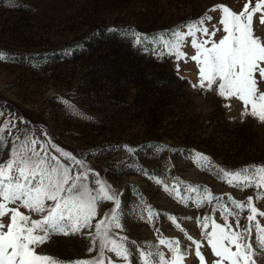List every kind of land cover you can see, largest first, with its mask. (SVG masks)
<instances>
[{
    "label": "rangeland",
    "instance_id": "rangeland-1",
    "mask_svg": "<svg viewBox=\"0 0 264 264\" xmlns=\"http://www.w3.org/2000/svg\"><path fill=\"white\" fill-rule=\"evenodd\" d=\"M245 2L18 0L17 6L10 7L6 0H0V51L15 61L0 62V105L7 104L9 110L30 119L36 127L46 128L56 143L74 154L124 144L169 146V151L162 154L149 148L138 152L136 170L117 167L123 152L104 151L87 159L115 190L123 193L122 207L136 205L139 192L161 214L156 227L163 236L179 239L182 247L191 245L185 232L201 239L196 218L206 209H198L191 202L187 206L179 203L140 174L139 166L159 174L170 160L174 166L171 174L180 180L206 185L216 195L231 193L236 199H246L253 190L233 189L171 149H194L229 169L264 163V124L250 118L242 120L239 102L232 101L229 109L224 107L229 102L223 98L193 89L191 83L198 80L194 61H181L178 75L174 59L144 52L109 29L131 26L151 35L198 18L218 4L238 11ZM218 13L219 9L209 12L213 16L209 24L216 22ZM253 24L254 30L259 27L264 31L255 17ZM78 44L79 51L63 54L64 49H75ZM185 50L189 55L194 53L190 46ZM57 96L71 99L93 119L71 115L55 99ZM110 206L106 203L105 210ZM165 214L175 216L184 232ZM123 234L137 244L158 243L155 228L136 215L127 217ZM87 247L88 241L82 236L61 235L53 236L37 251L75 260L94 255L87 252ZM161 250L167 252L164 246ZM202 251L208 260L210 249L205 246ZM185 264H199L194 251Z\"/></svg>",
    "mask_w": 264,
    "mask_h": 264
},
{
    "label": "snow or ice",
    "instance_id": "snow-or-ice-1",
    "mask_svg": "<svg viewBox=\"0 0 264 264\" xmlns=\"http://www.w3.org/2000/svg\"><path fill=\"white\" fill-rule=\"evenodd\" d=\"M6 2L10 7L18 5V0ZM217 9L216 22L209 24L213 21L209 12L216 13ZM254 17L264 25V0H246L238 11L218 4L198 18L151 35L131 26L109 31L144 52L174 59L178 75L181 61H194L198 80L189 81L193 89L223 98L229 102L224 107L229 109L232 101L239 102L242 120L250 118L264 124V31L259 27L254 30ZM188 46L194 49L191 55L185 50ZM80 48L78 44L75 49H64L63 54L71 55ZM0 62L15 61L0 51ZM55 99L71 115L93 119L71 99ZM0 118H4L0 120V264H133V259L136 264H185L193 251L199 264H264V163L229 169L194 149H171L233 189L253 190L246 199H236L231 193L216 195L206 185L180 180L171 174L174 166L170 160L159 174L139 166L140 174L179 203L187 206L191 202L198 209H206L196 218L201 239L185 232L191 245L182 247L179 239L164 237L156 227L161 214L145 202L142 194L137 192L136 205L122 207L123 193L115 190L87 159L104 151L123 152L117 167L136 170L138 152L149 148L162 154L169 151V146L124 144L74 154L56 143L46 128L36 127L30 119L9 110L7 104L0 105ZM106 203L111 205L107 210ZM131 215L155 228L157 244H137L123 234ZM165 216L184 232L175 216ZM61 235L82 236L88 241L87 252L94 255L63 260L37 251L53 236ZM205 246L210 249L208 260L202 251Z\"/></svg>",
    "mask_w": 264,
    "mask_h": 264
}]
</instances>
